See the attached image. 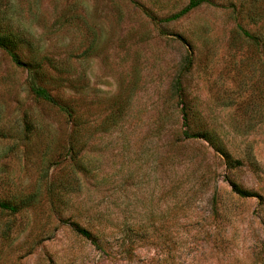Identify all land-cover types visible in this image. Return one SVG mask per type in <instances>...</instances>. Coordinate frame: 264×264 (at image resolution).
<instances>
[{
    "label": "rangeland",
    "instance_id": "obj_1",
    "mask_svg": "<svg viewBox=\"0 0 264 264\" xmlns=\"http://www.w3.org/2000/svg\"><path fill=\"white\" fill-rule=\"evenodd\" d=\"M188 1L0 0V264H264V0Z\"/></svg>",
    "mask_w": 264,
    "mask_h": 264
},
{
    "label": "trees",
    "instance_id": "obj_2",
    "mask_svg": "<svg viewBox=\"0 0 264 264\" xmlns=\"http://www.w3.org/2000/svg\"><path fill=\"white\" fill-rule=\"evenodd\" d=\"M202 1L203 0H189L188 3L182 9L173 13L172 15L168 16L165 19H167V20L176 19V18L184 15L185 13H187L189 10L198 6ZM14 41L15 40L12 38L11 34L0 33V47L7 53L11 62L14 65H16L18 67H23L26 70L28 88H29L30 92L34 95V97L60 107L58 104V101H56L54 96L51 95V93L44 86L40 85L37 82V77H38V74L40 73L39 72V69H40L39 65L34 66L30 62L24 61L20 57V55L18 54L17 50L14 48V46H13ZM187 63L190 64V61L188 60ZM175 85H176V90L179 92L178 97L182 101V98H181L182 92L180 93L181 83H180L179 79L176 80ZM181 111H182L183 124L185 125L186 124V112H185L183 107L181 108ZM67 113L69 114V112H67ZM184 133L187 135V132H184ZM191 135H194V134H190L188 136H191ZM218 152H220V154L225 158L226 161L229 160L228 154H224V152L222 150H218ZM232 187L234 190H236L241 195H249L248 192L237 190V188L234 185H232ZM0 209L15 212L17 210V206L9 203L7 201H0ZM74 228L82 236H84L85 238H88L90 241H92V243L96 242L95 239L93 238V236L89 233V231H87L83 228H80L79 226H74Z\"/></svg>",
    "mask_w": 264,
    "mask_h": 264
}]
</instances>
